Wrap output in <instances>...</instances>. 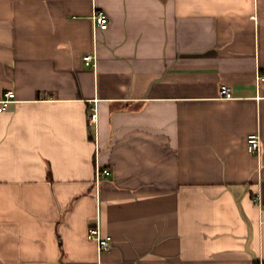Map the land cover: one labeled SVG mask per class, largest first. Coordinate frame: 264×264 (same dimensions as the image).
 Wrapping results in <instances>:
<instances>
[{"label": "crops", "instance_id": "obj_1", "mask_svg": "<svg viewBox=\"0 0 264 264\" xmlns=\"http://www.w3.org/2000/svg\"><path fill=\"white\" fill-rule=\"evenodd\" d=\"M263 73L264 0H0V264H264Z\"/></svg>", "mask_w": 264, "mask_h": 264}, {"label": "built area", "instance_id": "obj_2", "mask_svg": "<svg viewBox=\"0 0 264 264\" xmlns=\"http://www.w3.org/2000/svg\"><path fill=\"white\" fill-rule=\"evenodd\" d=\"M110 20L108 16L103 12H97L94 16V29L97 31H106L109 28ZM83 61L87 67L95 68L97 62V55H87L84 56ZM258 79L264 81V73L260 74ZM221 97L225 100L233 99V93L229 86L223 85L220 89ZM15 98L14 92H7L5 94V99L1 102V110H7L9 105L13 102ZM95 117V116H94ZM93 117V119H94ZM248 149L252 154H259L261 152V139L258 134H252L247 138ZM110 171L108 169H103L97 167L96 169V181L97 183L110 176ZM264 223V220H263ZM88 239L93 240L97 243V249L99 256L109 253L112 249V238L110 236H104L102 234L100 224L93 228H90L88 231Z\"/></svg>", "mask_w": 264, "mask_h": 264}]
</instances>
